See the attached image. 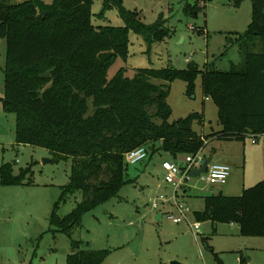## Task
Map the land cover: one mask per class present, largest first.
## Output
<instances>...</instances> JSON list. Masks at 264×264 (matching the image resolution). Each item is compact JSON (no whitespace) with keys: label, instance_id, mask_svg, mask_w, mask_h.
Masks as SVG:
<instances>
[{"label":"trees","instance_id":"1","mask_svg":"<svg viewBox=\"0 0 264 264\" xmlns=\"http://www.w3.org/2000/svg\"><path fill=\"white\" fill-rule=\"evenodd\" d=\"M11 1L0 0V40H6L2 108L15 117L16 145L71 160L69 182L59 201L80 193L82 202L63 219L56 217L57 204L50 218V225L66 237L80 226L85 213L131 183L125 178L126 153L141 146L172 158L202 151L209 137L192 129L202 124L200 114L168 122L172 82H184L191 96L196 78H201L202 95L215 105L221 127L210 138L264 135V53H253L248 44L242 46V64L228 72L189 65L186 70L142 69L128 79L121 69L108 81L109 68L127 57L129 32L150 46L170 38V30L162 23L144 26L137 14L121 10V0H102L104 10L112 5L119 9L125 26L118 28L91 24L92 0H53L50 6L38 0ZM241 1L234 0L235 7ZM251 2L252 21L240 40L254 45L256 39L264 42V0ZM187 9L190 14L196 11L195 6ZM10 171L0 167L1 184L22 186L25 173L13 177ZM193 219L212 230L235 225L242 237L264 238V181L243 190L240 197H206ZM79 248L80 243L71 241L66 264H102L107 255Z\"/></svg>","mask_w":264,"mask_h":264},{"label":"rangeland","instance_id":"2","mask_svg":"<svg viewBox=\"0 0 264 264\" xmlns=\"http://www.w3.org/2000/svg\"><path fill=\"white\" fill-rule=\"evenodd\" d=\"M26 1L12 0L11 4ZM38 1L45 6L53 3ZM192 5L196 11L190 14L187 7ZM120 8L137 14L144 26L162 23L171 35L148 46L129 32L127 57L117 59L109 68L108 81L121 69L128 79L142 69L186 70L189 65L200 71L228 72L242 64L245 44L253 53H264L262 40H254V45L240 40L252 21L251 0H242L238 7L234 0H121ZM90 11L95 27L125 26L114 5L104 10L102 0H92ZM5 63L6 40H0V167H9L13 177L25 173L22 186L6 187L0 179V264H66L71 241L80 243L83 251L106 252L102 264H264V238L242 237L234 225H218L213 231L201 224L197 235L190 229L189 225L195 223L192 215L203 209L206 197H240L243 190L264 181V135L256 140L210 138L221 127L215 105L202 95L199 76L191 96L184 82L169 84L168 122L195 113L202 116V124H194L192 129L209 137L201 151L204 159L212 158L211 164L229 167L225 184L206 185L198 178L190 179L186 183L187 198L182 199L181 191L176 195L177 202L189 209L187 220L174 224L168 219L178 215L170 202L173 188L162 183L160 167L163 161L183 167L188 156L152 154L145 146L147 158L127 167L125 178L131 183L117 197L85 213L68 238L50 225V218L57 204L56 217L63 219L82 202L80 193L68 196L63 203L59 201L61 189L69 182L71 160H57L46 150L16 145L15 117L2 108ZM160 196L169 203H162ZM153 202L157 209H152ZM158 215L162 217L159 221Z\"/></svg>","mask_w":264,"mask_h":264},{"label":"built area","instance_id":"3","mask_svg":"<svg viewBox=\"0 0 264 264\" xmlns=\"http://www.w3.org/2000/svg\"><path fill=\"white\" fill-rule=\"evenodd\" d=\"M253 140H256L255 136H249ZM206 144V142H205ZM147 158L146 149L141 146L138 147L124 156V161L127 166L136 165L140 162H143ZM205 161L204 157L201 155V151L195 156H188L185 158V165L183 167L178 166L174 162L163 161L161 163V170L163 173L162 183L166 186L173 188V197L170 202H173V205L177 212V217L168 216V219L171 220L174 224H179L182 221L187 220L189 214V209L187 207L181 206L177 202V193L180 191L181 187L186 185V183L191 179L189 174L192 170H197L202 167L203 162ZM230 176V169L225 165H215L208 164L206 167L205 173L198 176V179L206 185H223ZM162 203H169L162 196L158 198ZM152 209H157V203H152ZM199 223H194L189 225L192 233L197 235L200 230Z\"/></svg>","mask_w":264,"mask_h":264},{"label":"water","instance_id":"4","mask_svg":"<svg viewBox=\"0 0 264 264\" xmlns=\"http://www.w3.org/2000/svg\"><path fill=\"white\" fill-rule=\"evenodd\" d=\"M192 7H193V5H192ZM211 162H212V158L205 160V161L203 162V164H202V167H201L200 169L192 170V171L190 172L189 177H190L191 179H196V178H198L199 175L205 173L207 165L210 164ZM160 219H161L160 216H157L156 220L159 221Z\"/></svg>","mask_w":264,"mask_h":264},{"label":"crops","instance_id":"5","mask_svg":"<svg viewBox=\"0 0 264 264\" xmlns=\"http://www.w3.org/2000/svg\"><path fill=\"white\" fill-rule=\"evenodd\" d=\"M200 136H202V137H205V136H203V135H200ZM187 185H184V186H182L181 187V189H180V191H181V193H182V199H185V198H187V197H185L186 196V194L188 193V190H187ZM159 216V215H158ZM193 216V215H192ZM160 218H162V217H160ZM205 224H207V225H209L208 223H205ZM210 226V225H209ZM235 226V225H234ZM210 228L212 229V227L210 226ZM213 231H216V230H213ZM247 263L249 262V260L248 261H246Z\"/></svg>","mask_w":264,"mask_h":264}]
</instances>
